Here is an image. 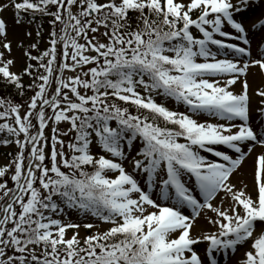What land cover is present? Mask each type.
Returning a JSON list of instances; mask_svg holds the SVG:
<instances>
[{"label": "snow or ice", "instance_id": "1", "mask_svg": "<svg viewBox=\"0 0 264 264\" xmlns=\"http://www.w3.org/2000/svg\"><path fill=\"white\" fill-rule=\"evenodd\" d=\"M9 9L51 31L26 53L34 95L0 99V144L17 148L0 167V264H219L229 251L264 264V150L252 191L233 182L264 149V88L257 124L246 78L264 70L251 47L264 45V0H0ZM0 48L12 50L4 18ZM13 64L0 51V77L23 96L34 66ZM202 215L214 230L193 235Z\"/></svg>", "mask_w": 264, "mask_h": 264}, {"label": "rangeland", "instance_id": "2", "mask_svg": "<svg viewBox=\"0 0 264 264\" xmlns=\"http://www.w3.org/2000/svg\"><path fill=\"white\" fill-rule=\"evenodd\" d=\"M259 15V11L257 10L255 13H248L247 14V21H246V26H251L253 23L256 22V16ZM39 16V15H38ZM40 17V16H39ZM0 18H4L6 20V25H7V35H8V40H10L12 42V50L11 53H8L7 50H4L3 48H0V51H4L5 52V57L7 59H12L14 61L13 66L10 68V71L15 72L17 74L21 73L22 71H24V69L27 67V65L29 64V59L26 55V53L30 52L31 55H39L40 52L42 53L44 50H46L49 47V32L51 31V26L50 24L48 25V27L44 28L37 20V16L34 20V22L32 23H21V24H17L15 22V16H14V12L9 9L6 10L3 13H0ZM48 18V17H47ZM239 19V17H238ZM258 26V25H257ZM44 28V29H43ZM226 30H230L226 29ZM40 32V35H37V32ZM230 31H234V30H230ZM31 32V36L27 35V33ZM258 38V39H257ZM224 39L226 42H231L229 41L227 38H221ZM257 40H259V36L257 35L256 37ZM257 42V41H256ZM238 44H240L241 46H243L242 42L237 41ZM32 44H36L37 47L36 48H32L31 45ZM43 48V51H38L37 49ZM252 49H253V55H256L257 51L260 52H264V45H261L259 47V49H257V46H253V43L251 45ZM259 69L258 67H250L248 73L250 72H258ZM40 72H43V69H40ZM248 73H247V80L249 83V95L251 98V105H252V109H253V114L254 116L257 117L256 119V123H259V117H258V113H256L255 109L259 103L260 97H258L256 95V92L258 89L260 88H264V80L262 81V84H260L259 88L255 89V88H251V80L248 79ZM69 75L68 72H65V76ZM243 79V78H242ZM236 92H239L241 90V84L238 81L237 84L235 86H233ZM34 95V93L32 94ZM31 95V96H32ZM30 96V97H31ZM29 97V98H30ZM0 99H7L10 100L8 98L3 97L2 95H0ZM29 100V99H28ZM28 100H22L19 102H16L15 100H11L13 103H20V104H24L25 101ZM26 107V105H25ZM176 107H179L178 105H176ZM0 111H3L2 108H0ZM51 110L49 109V112ZM3 120H0V123H3ZM35 123V121H34ZM61 129H66L68 127L67 124H61L59 126ZM46 135H48L49 137L51 136V123H49V127L45 130ZM0 134H4V133H0ZM5 135V134H4ZM67 139V138H65ZM180 142H183V140L181 139ZM261 147L259 145H257L255 147V149L253 150V152L251 154H249L246 159L244 160L243 164H242V169L241 172L234 177V183L238 182L239 179L242 177L244 179V181L249 185V191H252V186H253V179H252V172L254 169V164L257 158V155L261 152ZM246 150V149H245ZM229 153L231 154V150H228ZM10 152V155L8 154ZM17 152V148L14 144H10V145H3L0 144V167L5 166L7 164L10 163L9 157H11L12 155H14ZM209 159H213V157H211L210 154H207ZM12 182L9 179V187H12ZM219 202V197H217L216 201H214V203H218ZM188 212H191V209L187 210ZM209 215H212V213L209 211L208 213ZM66 219L71 220L73 222L76 223H94L97 225H100L101 227H107V225H104L102 221H98L95 217H92L91 215L85 216L81 213L72 211L70 215H68L66 217ZM209 231V230H214L211 228V226L209 224H207L206 220L203 218V215L201 217H197V221H196V227L193 231V235H198L200 233V231ZM92 231H95V229H93ZM69 236L72 234L71 230L69 231ZM86 234H90L89 230L81 228L80 229V235L81 236H85ZM201 254H203L204 250H205V245L201 244L198 246L197 249ZM240 257V253H232L231 251L223 254L222 256L220 254H217V260L219 261V264H236V261L239 259Z\"/></svg>", "mask_w": 264, "mask_h": 264}, {"label": "trees", "instance_id": "3", "mask_svg": "<svg viewBox=\"0 0 264 264\" xmlns=\"http://www.w3.org/2000/svg\"><path fill=\"white\" fill-rule=\"evenodd\" d=\"M37 18H38V21L39 23L44 27H48V20L49 18L47 17H42V16H38L37 15ZM43 28V29H44ZM39 49H37L39 52L40 51H43V48H40L38 47ZM41 53V52H40ZM37 55V54H36ZM29 63H31L34 67L32 69L33 71V76H28V75H22V83L24 85V95L21 96L18 92V90L14 87V86H11V85H8L2 77H0V95H2L3 97L5 98H8L10 100H15L16 102H19L22 100H28L29 97L34 93V91L32 89H29L28 88V85L31 84L33 82V79L36 75V65H37V62L36 61H30L29 60ZM24 71H22L21 73L19 74H22ZM134 111V110H133ZM4 134H0V137H3ZM10 155V152L8 153ZM16 154V153H15ZM14 154V155H15ZM14 155H12L11 157H9V160L11 161L14 157Z\"/></svg>", "mask_w": 264, "mask_h": 264}, {"label": "bare ground", "instance_id": "4", "mask_svg": "<svg viewBox=\"0 0 264 264\" xmlns=\"http://www.w3.org/2000/svg\"><path fill=\"white\" fill-rule=\"evenodd\" d=\"M258 39V38H257ZM256 39V41H258ZM253 42V46H257V42ZM248 79L251 80V88H259L260 84H262V81L264 80V70H259L258 72H250L248 73ZM254 115V114H253ZM264 149H261V151Z\"/></svg>", "mask_w": 264, "mask_h": 264}]
</instances>
